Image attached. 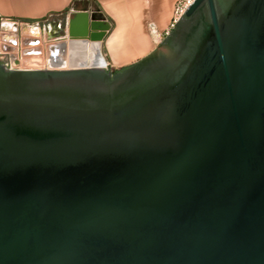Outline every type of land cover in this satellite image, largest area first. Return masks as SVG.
<instances>
[{"label": "water", "instance_id": "obj_1", "mask_svg": "<svg viewBox=\"0 0 264 264\" xmlns=\"http://www.w3.org/2000/svg\"><path fill=\"white\" fill-rule=\"evenodd\" d=\"M50 63L0 62V264H264V0H194L116 73Z\"/></svg>", "mask_w": 264, "mask_h": 264}, {"label": "crops", "instance_id": "obj_2", "mask_svg": "<svg viewBox=\"0 0 264 264\" xmlns=\"http://www.w3.org/2000/svg\"><path fill=\"white\" fill-rule=\"evenodd\" d=\"M177 1L0 0V19L8 21L4 24L9 20L36 21L51 15L72 16L75 12L86 10L110 23V30L102 44L114 69H122L159 46L160 38L171 23ZM151 22L156 24L159 35L150 32Z\"/></svg>", "mask_w": 264, "mask_h": 264}, {"label": "rangeland", "instance_id": "obj_3", "mask_svg": "<svg viewBox=\"0 0 264 264\" xmlns=\"http://www.w3.org/2000/svg\"><path fill=\"white\" fill-rule=\"evenodd\" d=\"M68 19L69 17L67 14H60V15H51L48 16L47 18L36 21L9 20V22L12 24L13 27V32L11 33L13 36H15L16 39L12 41L7 40L9 43H14V47L8 44V45H3L2 49L0 48V62L8 67L16 68V69L32 68V67L34 69H46L50 66V63L47 60H45L47 59V45H49L53 41H56V42H65V45L61 50V53L63 54V58L65 59V61H67V63L65 64L66 65L65 68H70L69 64H73L79 61L80 59L79 57L81 54L78 53L77 51L69 50L67 43L68 42L67 40L69 38L65 26ZM6 22L8 21L4 19L3 20L0 19V45L2 44L1 42L3 41V37L6 35L3 33L4 32L3 24ZM59 24L61 25V27H59ZM34 35L39 38L36 40V44L38 45V50L41 53L38 54V56L41 55L42 57V60L40 58L38 61L37 59L27 60L25 57V52H23L22 50V48H26L28 46V44L23 41V38H25L26 36H34ZM88 45H89L88 50L90 53L89 54L90 61H88V63H95L101 66L102 63L100 60V48L96 46L92 48L90 44ZM101 51L106 61L111 63V61L109 60L106 54V50L102 42H101ZM42 55L45 56V59H43L44 56ZM91 55L93 56L95 55V56L92 57ZM95 60L97 62H95ZM28 61H31V63Z\"/></svg>", "mask_w": 264, "mask_h": 264}, {"label": "bare ground", "instance_id": "obj_4", "mask_svg": "<svg viewBox=\"0 0 264 264\" xmlns=\"http://www.w3.org/2000/svg\"><path fill=\"white\" fill-rule=\"evenodd\" d=\"M3 28H4L3 33L6 35L4 37L2 36L3 41L1 42L2 44L0 45V48L2 49L3 45H8V44H10L14 47V43H9L7 41V40L12 41V40L16 39L15 36H13L11 33V32H13L12 24L10 22L7 24H4ZM67 28H68V30L66 29V32H67V35L69 38V34H68L69 24H68ZM1 35H3V34H1ZM25 38H27V39H25ZM25 38H23V41L26 42L28 44V46L26 48H22V50H23V52H25L26 59L27 60H29V59H35L36 60L37 59V61H38L41 58V60H42L41 55L38 56V54H41V53L38 50V45L35 42L39 38L35 35L34 36H26ZM32 40H34V42ZM31 41H32V43H31ZM67 41H68L67 43H68L69 50H74V51H77L78 53L81 54L79 57L80 58L79 61H77L76 63H73V64H69L70 68H91V67L104 68L105 63H106V59H105V57L101 51V42H93L90 39H70V38ZM88 44H90L92 46V48L94 46L100 48V60L102 63L101 66L97 65L95 63H88L89 54H90L89 50H88V46H89ZM36 45H37V47H36ZM64 45H65V42H56V41L51 42L49 45H47V59H45V56L42 55V56H44L43 59L47 60L50 63V59L53 56V52H57V58L59 57L62 60H64V64L62 65V67H59V68H62V69L65 68V66H66L65 64L67 63V61H65V59L63 58V54L61 53V50H62ZM91 56L94 57L95 55L94 56L91 55ZM28 62L31 63V61H28ZM95 62H97V61L95 60ZM49 67L52 68L51 63H50ZM38 68H41V67H38ZM21 69H34V68L32 67V68H21Z\"/></svg>", "mask_w": 264, "mask_h": 264}, {"label": "built area", "instance_id": "obj_5", "mask_svg": "<svg viewBox=\"0 0 264 264\" xmlns=\"http://www.w3.org/2000/svg\"><path fill=\"white\" fill-rule=\"evenodd\" d=\"M193 1L194 0H178L177 1L176 5H175V8H174L173 18L171 20V23H170L169 27L165 30L163 37L160 38V43L165 37H167L171 33V31L174 28V26L177 23V21L180 19V17L183 15L185 10L188 8V6ZM68 17H69V19L71 18L69 15H68ZM69 19H68V21H67V23L65 25L66 29H67V26H68ZM59 27H61L60 24H59ZM149 29H150V32L152 34L159 35V31H158V29L156 27V24L154 22L149 23ZM104 69L107 70V71H112L114 68H113V65L110 62L106 61Z\"/></svg>", "mask_w": 264, "mask_h": 264}, {"label": "trees", "instance_id": "obj_6", "mask_svg": "<svg viewBox=\"0 0 264 264\" xmlns=\"http://www.w3.org/2000/svg\"><path fill=\"white\" fill-rule=\"evenodd\" d=\"M123 69V68H122ZM122 69H113L112 71H110V72H112V73H116V72H118V71H120V70H122Z\"/></svg>", "mask_w": 264, "mask_h": 264}]
</instances>
